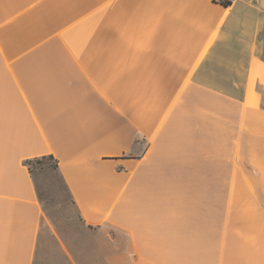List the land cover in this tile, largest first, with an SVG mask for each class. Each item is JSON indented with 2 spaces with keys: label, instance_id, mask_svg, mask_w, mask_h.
<instances>
[{
  "label": "crops",
  "instance_id": "1",
  "mask_svg": "<svg viewBox=\"0 0 264 264\" xmlns=\"http://www.w3.org/2000/svg\"><path fill=\"white\" fill-rule=\"evenodd\" d=\"M0 264H264V0H0Z\"/></svg>",
  "mask_w": 264,
  "mask_h": 264
},
{
  "label": "rangeland",
  "instance_id": "2",
  "mask_svg": "<svg viewBox=\"0 0 264 264\" xmlns=\"http://www.w3.org/2000/svg\"><path fill=\"white\" fill-rule=\"evenodd\" d=\"M31 168L33 172V178L38 188V197L40 198V200H43L45 202H52L53 204H56V202L59 201H70L68 194L62 185L61 180L50 167V162L48 160H45V164L41 166L32 163ZM67 209L70 212V209L68 207L63 208L61 205L58 204L54 205V207H50L51 212L59 213L66 212Z\"/></svg>",
  "mask_w": 264,
  "mask_h": 264
},
{
  "label": "trees",
  "instance_id": "3",
  "mask_svg": "<svg viewBox=\"0 0 264 264\" xmlns=\"http://www.w3.org/2000/svg\"><path fill=\"white\" fill-rule=\"evenodd\" d=\"M215 2L220 4L223 7H227L230 5V1H228V0H215ZM45 160L46 161L48 160L50 162V167L57 174V176L59 177V179L62 182L64 189L66 190L65 184H64L63 180L61 179L60 175L58 174L57 161L52 156H43V157L35 158L32 160H26V161H24V165L27 166L29 172L32 174L33 173L32 168H31L32 163H35V164L41 166V165L45 164Z\"/></svg>",
  "mask_w": 264,
  "mask_h": 264
},
{
  "label": "built area",
  "instance_id": "4",
  "mask_svg": "<svg viewBox=\"0 0 264 264\" xmlns=\"http://www.w3.org/2000/svg\"><path fill=\"white\" fill-rule=\"evenodd\" d=\"M228 1H230V3L231 2H233L234 0H228ZM259 0H246V2H248V3H252V4H254V3H257Z\"/></svg>",
  "mask_w": 264,
  "mask_h": 264
}]
</instances>
